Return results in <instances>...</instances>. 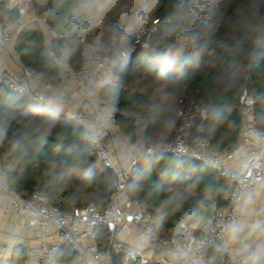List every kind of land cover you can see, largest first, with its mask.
<instances>
[{
    "label": "clouds",
    "instance_id": "clouds-1",
    "mask_svg": "<svg viewBox=\"0 0 264 264\" xmlns=\"http://www.w3.org/2000/svg\"><path fill=\"white\" fill-rule=\"evenodd\" d=\"M5 146L0 264H264V0H0Z\"/></svg>",
    "mask_w": 264,
    "mask_h": 264
},
{
    "label": "built area",
    "instance_id": "built-area-1",
    "mask_svg": "<svg viewBox=\"0 0 264 264\" xmlns=\"http://www.w3.org/2000/svg\"><path fill=\"white\" fill-rule=\"evenodd\" d=\"M32 195V194H31ZM30 195V196H31ZM229 203V202H228ZM228 203L225 206H219L217 205V207L220 209L221 212L223 213H227L228 215H220L219 213L213 215L211 213V217H212V224L209 226L208 230L206 233H202L200 229H197L196 232L194 233V235L196 236H200L201 234H209L213 237L212 241H210V243L207 245V247L209 246H213L215 243H217L218 241L216 240V233L212 232V229L216 226L217 223H223L225 220L228 219V216L231 214L230 213V209L228 207ZM77 209L80 208V206H76ZM72 210V209H71ZM71 210H69V212H71ZM77 215L79 214L78 212L76 213ZM219 230L217 229V232ZM226 260L227 258L225 257V260L222 261L224 264H226Z\"/></svg>",
    "mask_w": 264,
    "mask_h": 264
},
{
    "label": "trees",
    "instance_id": "trees-1",
    "mask_svg": "<svg viewBox=\"0 0 264 264\" xmlns=\"http://www.w3.org/2000/svg\"><path fill=\"white\" fill-rule=\"evenodd\" d=\"M6 154H7V146H5L4 148H0V160H3L4 157L6 156ZM31 171H32V172H35V168L33 167V168L31 169ZM24 179H25V180H28V181H37V182H38V176L35 175V174H32V175H25ZM30 195H31V193H29V196H30ZM227 203H228L227 200H221V201L219 202L218 205H219V206H225ZM76 206H80V204H79V203H76L75 207H76ZM64 208H65V210H67V211L71 210V209H72V208H71V203L69 202L68 204H65V205H64ZM209 215H211V212L209 213ZM212 248H213V246H209V247H208V249H209L208 255H209V256H211V254H212ZM214 264H224V263L221 261V262H214Z\"/></svg>",
    "mask_w": 264,
    "mask_h": 264
},
{
    "label": "crops",
    "instance_id": "crops-1",
    "mask_svg": "<svg viewBox=\"0 0 264 264\" xmlns=\"http://www.w3.org/2000/svg\"><path fill=\"white\" fill-rule=\"evenodd\" d=\"M36 243L38 244V243H39V241H37ZM149 264H152V261H151V260L149 261Z\"/></svg>",
    "mask_w": 264,
    "mask_h": 264
}]
</instances>
